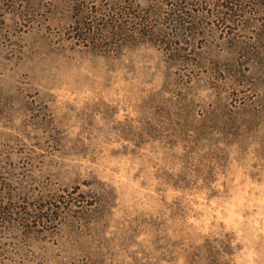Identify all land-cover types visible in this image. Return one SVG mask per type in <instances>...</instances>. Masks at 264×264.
Instances as JSON below:
<instances>
[{"label":"rangeland","instance_id":"obj_1","mask_svg":"<svg viewBox=\"0 0 264 264\" xmlns=\"http://www.w3.org/2000/svg\"><path fill=\"white\" fill-rule=\"evenodd\" d=\"M0 264H264V0H0Z\"/></svg>","mask_w":264,"mask_h":264},{"label":"trees","instance_id":"obj_2","mask_svg":"<svg viewBox=\"0 0 264 264\" xmlns=\"http://www.w3.org/2000/svg\"><path fill=\"white\" fill-rule=\"evenodd\" d=\"M161 9L148 10L137 5V11H134V38L159 39L160 36L166 35L165 25L162 20Z\"/></svg>","mask_w":264,"mask_h":264}]
</instances>
